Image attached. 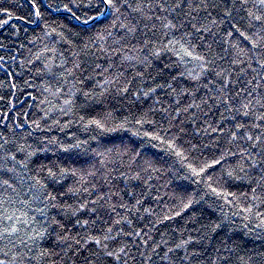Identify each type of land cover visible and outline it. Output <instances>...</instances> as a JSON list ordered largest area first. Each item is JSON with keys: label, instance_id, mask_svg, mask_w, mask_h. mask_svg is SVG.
<instances>
[{"label": "trees", "instance_id": "trees-1", "mask_svg": "<svg viewBox=\"0 0 264 264\" xmlns=\"http://www.w3.org/2000/svg\"><path fill=\"white\" fill-rule=\"evenodd\" d=\"M115 3L0 0V264H264V0Z\"/></svg>", "mask_w": 264, "mask_h": 264}, {"label": "snow or ice", "instance_id": "snow-or-ice-1", "mask_svg": "<svg viewBox=\"0 0 264 264\" xmlns=\"http://www.w3.org/2000/svg\"><path fill=\"white\" fill-rule=\"evenodd\" d=\"M99 5H103L109 11H111L113 8H116L115 0H99ZM99 5H97V7H99ZM65 7H67V6H65ZM116 11H119V9L116 8ZM37 14H39L38 11H37ZM101 15H103V13H101ZM256 19H260V17H256ZM169 26H172V25H169ZM186 54L188 56H192V52L191 51H186ZM194 58H196V59H203L202 57H194ZM244 114L247 115L248 113L245 112ZM96 123L99 125V122L98 121ZM100 126L102 127L103 125H100ZM249 139H252V138L249 137ZM249 159L251 160V157L250 156H249ZM216 163L218 164V163H220V161L217 160ZM189 167H191V165ZM206 167H211V165H206ZM192 171H193V174L194 175H199L200 174V173L196 172V170L194 168L192 169ZM200 171L201 172L205 171V168H201ZM212 191L215 192L216 190L215 189H212ZM189 206H190V204L185 205V207H189ZM93 239H95V237H93ZM96 243L99 244V243H101V241L100 240H96ZM121 251H123V249H121ZM108 254L109 255H112V253H108Z\"/></svg>", "mask_w": 264, "mask_h": 264}]
</instances>
